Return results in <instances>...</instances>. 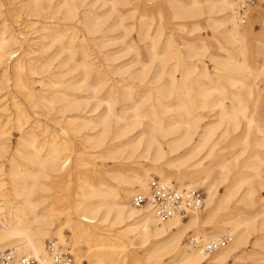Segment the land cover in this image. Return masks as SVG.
<instances>
[{"label":"bare ground","instance_id":"6f19581e","mask_svg":"<svg viewBox=\"0 0 264 264\" xmlns=\"http://www.w3.org/2000/svg\"><path fill=\"white\" fill-rule=\"evenodd\" d=\"M104 1L111 4L110 14L117 15L108 30H124L121 38L105 35L104 25L109 17L97 7ZM149 1L165 2L174 21H193L195 30L200 28L202 20L214 26L223 40L219 41V49L226 56L212 59L220 75L217 78L208 75L204 83L215 84L212 93L222 95L224 90L217 82L226 76L233 88L241 83L242 92L231 93L234 100L230 107L222 98L214 104L205 101L203 107H197L190 94L184 92L185 81L178 84L172 76L164 84V68L171 62L175 61V72L178 68L196 67L194 59L204 70L208 69L207 64L203 57L198 59L197 49L189 42L178 44L174 34L159 52L162 27L158 26L153 33L152 24H147L143 15L135 24L127 25L133 12L125 14L118 9L120 5H129L130 0H23L14 12L17 19L25 16L28 26L35 27L40 44L35 49L27 36L30 32H17L6 20L0 25V130L7 123L5 116L15 114L13 120L21 134L13 149L10 140L0 137V164L8 156L10 162L8 172L0 165V252L12 249L36 264H56L46 250V239L56 237L57 240H51L70 247L63 233L66 228L73 234L74 244L77 239L87 237L103 241V237L89 231L88 225L104 222L124 229L126 238L132 236L143 245L151 244L148 260L160 262L166 255L174 254L185 264H228L253 233L264 231V196L260 202L256 200L264 193V130L257 128L255 132L259 136L254 137L255 122L249 117V103L256 91L245 84L246 78L237 74L247 73L254 81L264 75L262 69L252 68L247 59L246 43L251 29L243 26L246 23L238 15L245 0ZM259 2L263 4L264 0ZM155 10L162 21L163 9L155 6L152 12ZM134 32L137 39L124 48L135 53L131 63L112 65L118 61V53L107 55L97 50L112 41L125 42ZM100 35L104 40L102 47L98 44ZM141 45L149 52L150 63L140 59ZM184 47L189 49L184 51ZM54 48L55 56L46 58L47 52ZM156 60L159 68L153 75ZM114 75L129 78L115 81ZM106 87L109 93L104 98L101 92ZM199 90L202 98L212 95ZM136 94L142 98L154 97L155 102L137 100ZM243 96L249 101H243ZM208 112L216 114L215 121L204 124ZM244 123L243 135L234 137ZM88 131L97 133L86 135L84 142L95 154L112 161L116 168L114 172H100L101 178L81 182L77 195L82 200L75 206L77 217L66 215L65 227L57 229L58 214L50 208H41L46 200L44 194L51 191L52 181L68 168V159L64 160L60 153L72 150L76 139ZM231 142L236 145L231 147L232 151H227L229 146L220 150L227 155L217 156L215 150L201 156L203 147ZM238 147L240 153L236 154ZM138 151L141 154L137 155ZM241 156L246 157L244 167L252 171L250 175L240 171ZM139 159L153 166L127 168L130 162L138 163ZM207 160L210 164L206 167ZM174 167L180 170L174 178L177 185L171 184ZM105 175L120 185L117 191L107 187ZM155 179L176 191L204 186L206 200L202 212H187L188 222L177 216L162 223L151 206H132L134 196L147 193ZM219 187L224 188L222 194ZM235 200L249 212L227 219V214L234 211L230 205ZM204 211L205 220L200 216ZM219 217L222 222H215ZM209 225H214V229L212 236L206 237L199 230ZM192 230H198L200 239L191 237L193 248L184 250V238ZM221 236L233 240L227 247L207 254L204 246L211 242L208 238L217 241ZM106 247L104 244L92 247L97 249L89 253V263L102 264L106 256L96 251ZM107 261L106 264H115L111 259Z\"/></svg>","mask_w":264,"mask_h":264},{"label":"rangeland","instance_id":"374dc122","mask_svg":"<svg viewBox=\"0 0 264 264\" xmlns=\"http://www.w3.org/2000/svg\"><path fill=\"white\" fill-rule=\"evenodd\" d=\"M22 1L23 0H0V10L3 12V14L0 16V25H2V22L4 20H6L12 27H14V30H16L17 32H22L24 34H28L30 32L27 36L29 37V40L33 41L31 44L35 45L34 48L38 49L40 41H38L37 39L38 37L36 34L37 31L35 27L28 26V22L25 19V16L20 15L19 19H17V15L14 12L17 9H19ZM242 1H240L239 3H241ZM130 2L131 3L127 6L123 7V5L122 6L120 5L118 7L120 11L126 12L125 14H130V12H133L132 14L134 16L131 19L128 18V21H126L127 25L135 24L137 20H139L140 17L143 15L145 17L144 18L145 22L147 24L148 23L152 24L153 33L157 32L158 26L162 27L164 34L162 36L159 45V52H161L162 47L165 45L168 38L172 34H174V38L178 44H182L183 41L189 42L188 44H191L197 49V51H195V54L199 55L198 59H201L200 57H203L204 58L203 60L207 64L208 69L204 70L202 69L199 62L196 61L197 59H194L195 63H197L196 67H186L185 69L178 68V70L175 72L173 66V63L175 61L171 62L167 64V66L164 68L165 77H163L162 82L164 84L170 82L172 76H175L178 84H181V82L185 81L186 85L184 92L190 94L197 107H201V106L203 107V102L205 101H209L210 103L214 104L220 98H222L225 101L226 105L230 107L231 102L234 100L231 97V93L233 91L242 92L241 83L237 84L236 88H233L231 86V83L228 81L227 77L221 76L219 78V81L217 82L219 84L217 86L223 88L224 92L222 93V95L218 93H212L213 92L212 87L215 86V84L212 85L205 84L206 83L205 80L208 75H211L213 78H217L220 75L219 72L216 70V66L214 62H212V59L215 58V56H226L225 53H222L219 49V41H223L219 31H217L216 28H214V26H210V24H208L206 20L201 21L200 28L198 30L194 29L193 21L190 20L174 21L172 19V16L168 13L167 4L163 1H156L150 3L149 0H130ZM155 6L156 7L160 6V8L163 9L164 11L163 13L164 18L162 19V21L159 19L156 10L155 12H152V8H154ZM97 7L101 8L99 9L100 12L105 13L109 17L108 22L106 23V25H104V29H106L105 35L109 37L121 38L124 34V30H119V31L108 30L110 24H112L113 20H115V18L117 17L116 14H110V9H111L110 2H105V1L100 2ZM243 26H247L251 29V34L248 36V41L246 43L248 62L252 68L257 70L262 69L264 71V3L261 4L258 0L256 5L252 9H250V12L248 13L247 16V22ZM101 37L102 35L98 37L99 38L98 44H100L102 47L101 43L104 40ZM134 39H137L135 32L133 33V35L131 34V36H129L125 40L126 43L124 41L122 42V40H119V42L112 41L110 43L104 44L105 46L103 48L101 49L99 48L97 50L98 51L101 50V54H107V55L112 54L113 52H114L113 54L118 53L117 55L118 61L113 62L111 64L118 66L125 65L127 63H131L133 61V57L135 60V53L132 51L127 52L125 50L126 46L131 44V42L134 41ZM91 46H94V43H92ZM145 49L146 48H143V45H141L140 59L144 63H150L152 58L150 57V54L147 51V49L146 50ZM188 49H189L188 47H184L183 50L187 51ZM56 53L57 51L55 48L49 50L46 54L47 55L46 58L47 57L53 58ZM185 56H187L186 52H185ZM103 58H101L102 62H104ZM55 60L58 61L59 59H55ZM137 68H141V66L138 65ZM158 68H159V62L156 60V62L154 63L153 75ZM237 74L240 75L239 77L246 78L247 79L245 80L246 83L245 82L244 83L247 86H252L253 89L256 91L255 96L252 98V100L249 103L250 106L249 117H251L255 122L254 137H257L259 136V134L257 135V133L255 132L256 129L261 128L262 130H264V75L263 78H260L258 81H254V79H251L247 73L237 72ZM121 78H129V77L128 76L126 77V75L122 77L115 75L113 76V79L115 81H118ZM244 78L242 79L244 80ZM199 89H201L206 95H211V94L212 95L206 98H202L200 96ZM37 91L40 92L41 89L38 88ZM108 93H109L108 87L104 88L103 91L101 92L104 98L107 97ZM243 97H244L242 99L243 101H249V99L246 96ZM20 99L22 98L20 97ZM136 99L147 101V103L155 102L154 97L142 98V96L137 95ZM119 107L120 105L116 106L117 111H120ZM210 110L211 109H208V111ZM213 114L214 116H212ZM205 115H207V119L204 122V124L215 121L214 118L216 114L214 112H210V113L208 112ZM87 116H89V114ZM7 117L10 119H8ZM5 118L6 120H4V123L6 122L7 123L3 128H1L0 133H2L3 135L0 134V137L10 140L13 149L16 147L17 143L19 142L21 134L16 129V120H13L16 118L15 114L12 115L8 114L7 116H5ZM244 130H245V123L241 128V131L238 134H234L233 136L234 137L237 135L242 136ZM9 131L10 133H8ZM86 133L84 132L81 135L82 137L80 136L78 139H76V143L74 144L72 150H66L60 153L61 157H63L64 160L68 159V163H69L68 168L65 169L63 174L59 175L60 177L52 181V183L50 184L51 191L44 194L46 195V200L43 201L41 208H50L52 212L58 214V217L60 218L59 220L60 223L57 225V229L58 228L61 229L65 227L67 221L66 215L68 216V214H71L77 217V211L75 206L82 200L81 197L77 195L79 191V185L81 184V182L90 179L94 180V178L96 179V177L101 178L100 172L102 173L114 172L116 168L115 167L116 165L113 164L112 161L106 160L105 158L98 156L99 154H95V151L91 148V146L84 142V138L86 135L92 136L95 133H97V131L95 132L88 131ZM135 133L136 132H134V134ZM233 146L236 145L231 142L229 144L222 143L218 147L217 146L203 147L201 148L202 149L201 156L208 155L210 154V152L213 153V151L215 150L216 151L218 150L217 156L227 155L225 151L220 152V150L224 148L227 149L228 147L227 151L229 152L232 151L231 147ZM236 150H237L236 154H239L240 147H238ZM139 154H141L140 151L137 152V155ZM240 158H241L240 171H242L244 175H250L252 171L244 167L246 157L241 156ZM7 159L0 164V165L2 164L4 165V169H6V172H8L10 169V162ZM141 160L142 159H139L138 163L136 162L134 164L130 162V164L126 166L128 169H132V170L133 167L150 168L153 166L151 162L144 161L143 163V161L141 162ZM209 164L210 161L207 160L204 165L207 167L209 166ZM179 171L180 170L177 167L171 168V176L173 177V181L171 183L172 185H177V182L174 181V178H176V176L179 175L180 173ZM105 177L107 181V187L108 188L111 187L112 189L117 191L120 185H118L116 182H113L110 177H107L106 175ZM195 189L202 191L204 194V199L206 200V191L204 186L198 185V187ZM219 192L220 194H222L224 192V188L219 187ZM242 194L243 193L241 192L239 194V197L242 196ZM262 196H264V193H261L260 195L257 196L256 199L257 202H260V198ZM130 204L133 206L132 201L130 202ZM230 208H232V210L234 211L231 214H227L226 217L227 219L232 218L231 216L234 217V215L246 214L247 212H249L244 205H238L237 200L231 203ZM206 214L207 212L204 211L200 215L203 220H205ZM222 215L226 216V214L223 213ZM189 218L190 217H188L187 219L185 217L183 219L185 220V222H188ZM222 220L223 219L219 217L218 219L215 220V222L221 223ZM103 223L97 222L94 225H88L89 231H93L96 233V235L103 237L104 238L103 241H99L96 238L87 237L83 239H77V244H74L75 240L73 238V234L68 229L66 228L63 229V233L66 236L67 242L69 243L70 247L63 246L61 243H59V245L63 248L65 252H70L74 256L75 264H90L88 261V256H90L89 253L97 249V248L92 249V247L102 244L106 245L107 247L108 246H111V248L113 247L112 249L111 248L108 249L106 247L105 250L98 249V251H96V253L100 252L102 253L101 255L106 256L103 259L104 262L102 264L108 263L107 260L110 259L113 260L115 264H185V263H180L179 258H177V256H175L174 254L166 255L165 257L162 258V261L160 262H156L155 259L148 260L147 254L150 251L151 244L143 245L141 240H139L138 238H133L132 236L126 238L125 236H123L124 229H121V227L112 226V224L110 223H104V224ZM213 229H214V225H209V227L207 226L204 229H200L199 232L204 234V236L206 237H211L212 236L211 233ZM199 232L198 230H192L191 232L186 234L182 247L184 248V250L193 248L190 245L189 240L191 237L199 238L198 237ZM52 238L53 240H57L56 237H52ZM52 238L46 239L45 245L47 251H48V243L50 241H53L51 240ZM222 238L225 237L221 236L220 239ZM210 240L212 241V239L208 238L207 241ZM207 257L210 256L207 255ZM204 264H207V262H205ZM228 264H264V231H257L253 233V235H251L247 243L243 245L229 259Z\"/></svg>","mask_w":264,"mask_h":264},{"label":"built area","instance_id":"2783aa9c","mask_svg":"<svg viewBox=\"0 0 264 264\" xmlns=\"http://www.w3.org/2000/svg\"><path fill=\"white\" fill-rule=\"evenodd\" d=\"M257 2L258 0H245L239 7L238 15L243 24L247 21L249 9ZM132 204L137 208L151 206L157 219L164 223L177 216L185 218L187 212L201 213L204 208V194L198 189L176 191L155 179L150 183L147 193H137L134 196ZM232 240L233 238L228 236L208 242L204 246V251L207 254L215 253L227 247ZM48 251L56 264H75L74 256L70 252H65L57 242L50 241ZM0 264H36V262L29 257L19 256L15 250H9L0 252Z\"/></svg>","mask_w":264,"mask_h":264}]
</instances>
